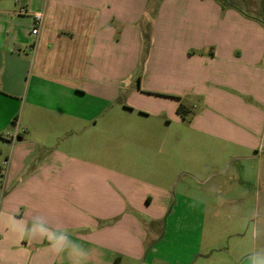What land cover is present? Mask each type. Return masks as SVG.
Wrapping results in <instances>:
<instances>
[{
	"label": "crops",
	"instance_id": "1",
	"mask_svg": "<svg viewBox=\"0 0 264 264\" xmlns=\"http://www.w3.org/2000/svg\"><path fill=\"white\" fill-rule=\"evenodd\" d=\"M180 1L130 0L132 4H129L128 0H0V165L4 150L8 151L10 147L8 138L18 126L22 132L17 143L12 144L9 173L25 172L31 168L30 179L38 183H55L53 187L56 188L53 196L49 197L27 198L24 193L23 201L10 195L9 209L5 208V214L0 219V264H32V250L46 248V252L51 247L46 238H39V231L33 233L32 238L29 237V229L34 225L37 229L41 226L45 228L47 235L51 227L63 239L65 235L60 229H65L62 228L64 225L87 228L92 247L99 249L101 256L107 255L105 264H112L117 256L121 257L120 264H123L124 255L128 256L132 250L131 258L138 260L147 244L148 225L160 216V203L170 199L167 186L155 183L149 189L151 183H147L145 177L137 178L135 169L138 165L135 166V163H131L130 168L126 166L120 169L125 179H107L106 176L101 179L102 174L95 171L93 176L91 170L84 174L76 172L80 170L82 162L89 161V164L95 165L98 160L93 162L82 158L76 165L66 160L68 166L64 167V155L60 149L54 154L58 160L56 172L48 174L47 179L36 176L41 167L47 171L50 166V162H43L46 157L41 154V157L37 156L40 153L35 148L38 143L32 138L33 132L38 134L45 125L64 133L55 137L57 145L59 140L64 141L66 133L75 138V133L80 130L84 131V135L90 134L95 143L101 139L112 140L113 136L119 135L122 140L132 142H140L141 138L148 137L158 145L160 136L156 133L149 135L159 127L155 121H152L147 135L134 128L131 129L133 133H126V126L112 130L116 126L117 116L114 112L125 108L118 102L121 94L132 88L134 77L141 73L139 89L142 92L176 94L181 98L188 96V93L201 94L203 111H207L209 116L203 123H215L222 119L225 129H231V125L234 128V123L208 110L216 106L219 109L224 100L219 93L226 88L236 87L238 82L246 91H255L259 88L258 82L264 83V12L256 3L243 9L248 12L245 15L242 7L231 4L234 1L182 0L193 7L197 6L194 21L196 16L198 24L216 28L211 35L206 33L201 37H195L193 32L190 36L179 35L173 28L181 24ZM151 2L153 6H150ZM156 6L157 10L152 11ZM149 11H152L154 23L150 38L146 40L143 21ZM36 13L43 15L37 35L32 33ZM189 18V15L184 17L186 22ZM147 45V58L153 62V66L142 71L139 68L135 75L128 65L133 59L139 62L142 53L144 55L142 49ZM199 52L203 54L199 55ZM194 67L201 68V71L195 72ZM258 96L262 97L264 93ZM180 97L175 98L176 109ZM244 107L250 119L251 106L245 104ZM140 117L148 118L150 114ZM165 122L168 123L167 119ZM248 122L250 125V120ZM257 131L260 133L259 129ZM228 132L225 133L228 139L220 134L214 135L233 141ZM206 134L211 135L208 131ZM244 135L249 142V133L244 130ZM109 148L103 149V152H110ZM46 151L50 152L48 148ZM71 156L78 157V154L72 153ZM34 159L37 164L29 166ZM101 162L100 168L107 169L108 163L103 155ZM121 162L117 156V166ZM66 167L68 174H65ZM89 177L91 182L87 184L84 180ZM54 179L56 182H52ZM107 183H113L114 187L107 186ZM101 185L103 188L107 186L106 193L98 189ZM61 188H64L63 191ZM108 193L111 196L101 197ZM198 198V205L195 204L198 217L194 215L192 220H188L191 223L196 220L200 228L198 224L205 217L206 201ZM192 201L194 199L179 192L167 214L168 219L177 212L179 204L187 202L193 205ZM26 202L36 204L38 212L32 213L35 209L32 205L31 209L24 211L23 204ZM72 202L74 206L68 207ZM100 202L104 207L98 206ZM47 203L58 205L57 217L48 214ZM62 205L67 207L72 218L60 217ZM143 214L146 218L142 217ZM112 215L122 216L125 221V229L122 224L116 234L108 231L111 229L108 224H105L107 227L101 224ZM14 220H18V228ZM81 251L90 252V248L82 247ZM90 255L98 258L99 254ZM250 260L256 261L248 254L239 264H249Z\"/></svg>",
	"mask_w": 264,
	"mask_h": 264
},
{
	"label": "rangeland",
	"instance_id": "2",
	"mask_svg": "<svg viewBox=\"0 0 264 264\" xmlns=\"http://www.w3.org/2000/svg\"><path fill=\"white\" fill-rule=\"evenodd\" d=\"M232 1L234 2L231 4L242 7L241 11L245 15L247 11L243 9L254 3L261 6L264 12V0H229V2ZM128 3L132 4L130 0ZM152 3L150 6H153ZM179 4L182 14L181 24L178 23L177 28H173L177 30L179 35L187 34L190 36L193 32L195 37H201L206 33L212 34L216 27L207 28L198 24L196 16L194 21L197 6L193 7L191 3H185L182 0ZM197 5L199 4L197 3ZM155 10H157V6L152 11ZM152 11L147 12L144 18L145 22L143 21L146 27L143 30V36L146 40L150 38L154 23ZM185 15L190 16L188 22L184 19ZM202 30H204L203 33H201ZM142 51L144 55L142 53L139 62L138 59H133L128 65L134 70L135 75H137L139 68L142 71V69L153 66V62L147 58L149 45ZM198 54L202 55L203 53L199 52ZM211 55L212 53L209 54V56ZM194 69L195 72L201 71V68L194 67ZM140 74L134 77L132 88L127 92L124 91L118 100L125 108H121L119 112H114L117 117L115 119L116 126L112 130L117 131L120 126H126L128 127L126 133H133L131 129L134 128V130L143 132V135H147L152 121H155L159 127L157 131L153 129L154 132L149 133V135L156 133L157 136H160L158 145H155L153 140L148 139V137L142 139L140 136V142L137 140L132 142V140H122L119 135L113 136L112 140L101 139L95 143L90 134L84 135V131L81 130L75 133V138H72L70 133H66L64 141L59 140V145H57L55 137L58 138V134L64 135V133L52 129L50 125H45L43 131L38 132V134L33 132L32 138L38 143L35 148L40 153L37 156L46 157L43 162H50V166L47 167V171H43L41 167L36 176L47 179L48 174L56 172L58 160L54 154L56 150L60 149V153L64 155V167L68 166L66 160L74 165L78 164L77 161H81L82 158L90 159L93 162L98 160L95 165L89 164V161L82 162L80 170H76L77 174H84L91 170L92 176L96 174L95 172L102 174L101 179H104L105 176L107 179L113 178L115 180L118 177L125 179L124 174H120V169L126 168V166L130 168L135 163V166L138 165L135 169L138 174L137 178L145 177V181L151 183L149 189L155 183H162L163 187L167 186L170 199L166 203L165 201L160 203L158 207L161 209L160 216L152 221V228H150L151 225H148L147 244L141 251L140 258L138 260L131 258L132 250L128 256L124 255L123 264H223V260L225 264H239L248 254L254 257L256 262L264 261V134H262L264 130V96H258L264 93L262 90L264 83L258 82L259 88L255 91H246L238 82L239 86H233L232 89L226 88L219 93L221 98L224 96L220 108L218 109L216 106V108H211L208 111L211 110L216 116L234 123L235 129L232 127L233 125H231V129H225V123L222 119L215 123H203L206 121L204 119L209 116L207 111H203L201 94L191 93L189 95L188 93V96L185 95L182 98L169 93H167L168 95L163 93L148 94V92H142L139 89V81L142 77ZM175 96L181 98L179 105L183 104L184 115L174 106ZM245 104L251 106L250 119H248L249 112L244 109ZM110 114L112 113L110 112ZM149 114L150 117L148 118L140 117L141 115L149 116ZM159 115L161 117H158ZM166 119L170 124L165 122ZM248 120H250V125ZM237 122L243 124L239 125ZM121 128L125 130L124 127ZM206 130L211 135H207ZM244 130L250 135L248 136L250 137L249 142L246 139L247 136L244 135ZM21 132L22 130L17 126L10 134V138H8L10 147H8V151L4 150L5 153L0 165V219L5 214V208L9 209L7 206H10L8 203L10 195L18 197V201H23L25 200L24 193L27 198L31 196L39 198L53 196L52 193L56 190L53 187L55 183H42L40 181L38 183L37 180L30 179L31 168L26 169L25 172L9 173L12 144L17 143ZM226 132L229 133L233 141L224 140L222 137L219 138L214 135L220 134V136L225 137ZM261 139L262 143H260ZM108 147H110V152H103V149ZM47 148L50 150L49 153L46 151ZM6 153H8L7 157L5 156ZM72 153L78 154V157L71 156ZM102 155L108 163L107 169L100 168ZM117 156L122 161L120 166L115 163ZM239 156L243 157L238 159ZM125 160L129 162H125L127 163L125 164ZM36 162L34 159L29 166L37 164ZM68 172V167H66L65 174ZM52 182H56V180L54 179ZM84 182L90 184L91 178L89 177ZM107 184H109L107 186L114 187L113 183ZM93 185H97V183H93ZM107 186L103 188L101 185L98 189H103V193H106ZM61 189L63 191L64 188ZM43 190L44 194L42 193ZM179 192H183L194 199L193 205L187 202L179 204L177 212L168 219L167 214L174 205ZM108 196L111 194L101 195L103 198ZM198 196L206 201V214L203 217V222L198 224L200 228L197 227L196 220H193L192 223L188 220H192L194 215L198 217V209L195 206L199 199ZM27 203L23 204L24 211L26 208L31 209V205L33 208L37 207L34 203L29 202L31 205ZM45 206L50 216L53 214L54 217H57L55 214H57L58 205H54L56 208L49 203ZM71 206H74L73 202L70 206L68 205V207ZM98 206L104 207L101 202ZM64 207L62 205L60 208V217L72 218L70 211ZM37 212V208L32 211L35 214ZM142 217L146 218V215L143 214ZM18 220H14V225L17 228L19 227ZM7 221L10 223L9 219ZM101 222L105 227H107L105 224H108V227H111L108 231L112 230L114 234L122 224L123 229H125V221L122 220V216L112 215L111 218ZM63 227L65 229H60V232H63L65 239L60 237L61 235L59 236L51 227L48 228V231L49 236L52 237V242H60L66 250L59 255L55 254L51 247L46 252V248L32 250L31 253L34 255L32 264H75L77 261H80L81 264L107 263V255L101 256V251L92 247L87 228L80 226L71 228L66 225ZM240 238H242L241 241ZM82 247L90 248V252L81 251ZM73 248H79L81 254H87V259L82 260V256L76 252H73V256L70 257L69 251ZM90 253L99 254L98 258L92 257ZM205 259L207 260L204 261Z\"/></svg>",
	"mask_w": 264,
	"mask_h": 264
},
{
	"label": "clouds",
	"instance_id": "3",
	"mask_svg": "<svg viewBox=\"0 0 264 264\" xmlns=\"http://www.w3.org/2000/svg\"><path fill=\"white\" fill-rule=\"evenodd\" d=\"M39 231V235L41 238H47L50 246H51V250L59 255L60 253L64 252L66 250L65 246L63 244H61L60 242H56L53 243L52 242V237L47 235V230L45 228H43L42 226L39 227V229H37V227L34 225L31 229H29V237L32 238V234ZM73 252H76L78 255L82 256V260L87 259V254H81L80 249L79 248H73L71 251H69V256L72 257L73 256ZM75 264H81L80 261L75 262ZM249 264H264V261H260V262H256L254 260H250Z\"/></svg>",
	"mask_w": 264,
	"mask_h": 264
},
{
	"label": "built area",
	"instance_id": "4",
	"mask_svg": "<svg viewBox=\"0 0 264 264\" xmlns=\"http://www.w3.org/2000/svg\"><path fill=\"white\" fill-rule=\"evenodd\" d=\"M42 21H43L42 13H36L34 15V22H33V28H32V33L33 34L37 35L39 33ZM14 139H15V137H14Z\"/></svg>",
	"mask_w": 264,
	"mask_h": 264
},
{
	"label": "trees",
	"instance_id": "5",
	"mask_svg": "<svg viewBox=\"0 0 264 264\" xmlns=\"http://www.w3.org/2000/svg\"><path fill=\"white\" fill-rule=\"evenodd\" d=\"M229 3H231V2H229ZM183 109H184L183 104L179 105L178 110H179L180 113H182V115H184L183 113H185V112H183ZM120 261H121V257L117 256L114 259V261L112 262V264H120Z\"/></svg>",
	"mask_w": 264,
	"mask_h": 264
}]
</instances>
